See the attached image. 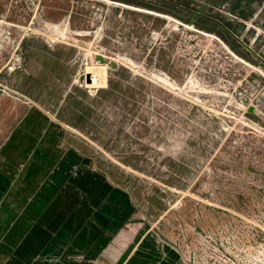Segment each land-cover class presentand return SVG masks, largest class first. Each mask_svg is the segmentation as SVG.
Listing matches in <instances>:
<instances>
[{"label":"rangeland","instance_id":"obj_1","mask_svg":"<svg viewBox=\"0 0 264 264\" xmlns=\"http://www.w3.org/2000/svg\"><path fill=\"white\" fill-rule=\"evenodd\" d=\"M258 18L0 0V264H264Z\"/></svg>","mask_w":264,"mask_h":264},{"label":"flooded vegetation","instance_id":"obj_2","mask_svg":"<svg viewBox=\"0 0 264 264\" xmlns=\"http://www.w3.org/2000/svg\"><path fill=\"white\" fill-rule=\"evenodd\" d=\"M122 1L166 11L184 20L192 21L197 26L216 31L234 50L240 52L244 56L247 54L240 49L242 47L240 44L245 45L248 50L242 38L245 37L244 35L250 30L249 20L257 18L258 15L264 18V0ZM241 31H244L242 38Z\"/></svg>","mask_w":264,"mask_h":264},{"label":"bare ground","instance_id":"obj_3","mask_svg":"<svg viewBox=\"0 0 264 264\" xmlns=\"http://www.w3.org/2000/svg\"><path fill=\"white\" fill-rule=\"evenodd\" d=\"M113 1V0H112ZM116 4L117 3H119L118 1L117 2H115ZM122 4V3H121ZM130 6V5H129ZM131 7H133V6H131ZM133 8H136V7H133ZM138 8V7H137ZM148 11V10H147ZM152 12V11H151ZM156 13H158V12H156ZM164 15V14H163ZM164 16H168V15H164ZM170 16V15H169ZM175 20L177 21V22H180V21H178L176 18H175ZM192 27V25H189V27ZM195 29V28H194ZM234 54V53H233ZM235 55V54H234ZM98 58L100 59V62H101V60L103 59V58H107L108 59V57H105V56H103V55H100V54H98ZM103 69H104V67H97L95 70H94V72L93 73H95L94 75H93V77H92V81H91V85L92 86H95V85H97V84H99V83H102L103 82V76H102V72H103ZM93 71V70H92ZM91 71V72H92ZM90 72V73H91ZM89 73V74H90ZM91 80V79H90ZM203 251V250H202ZM237 261V260H236ZM219 262V261H218Z\"/></svg>","mask_w":264,"mask_h":264},{"label":"water","instance_id":"obj_4","mask_svg":"<svg viewBox=\"0 0 264 264\" xmlns=\"http://www.w3.org/2000/svg\"><path fill=\"white\" fill-rule=\"evenodd\" d=\"M243 36V35H242ZM78 43H83L84 45H86V43L85 42H83V41H81V40H76ZM245 43V42H244ZM246 44V43H245ZM247 45V47H249L250 49H251V51L252 52H254V53H256L255 52V50L253 49V48H251L248 44H246ZM97 47H99L98 45H97ZM257 54V53H256Z\"/></svg>","mask_w":264,"mask_h":264}]
</instances>
